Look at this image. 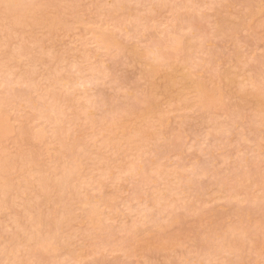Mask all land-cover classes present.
Here are the masks:
<instances>
[{
	"label": "rangeland",
	"instance_id": "rangeland-1",
	"mask_svg": "<svg viewBox=\"0 0 264 264\" xmlns=\"http://www.w3.org/2000/svg\"><path fill=\"white\" fill-rule=\"evenodd\" d=\"M0 264H264V0H0Z\"/></svg>",
	"mask_w": 264,
	"mask_h": 264
}]
</instances>
